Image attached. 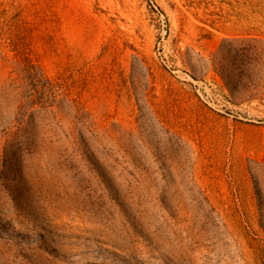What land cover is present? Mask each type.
<instances>
[{
  "label": "rangeland",
  "instance_id": "374dc122",
  "mask_svg": "<svg viewBox=\"0 0 264 264\" xmlns=\"http://www.w3.org/2000/svg\"><path fill=\"white\" fill-rule=\"evenodd\" d=\"M0 264H264V0H0Z\"/></svg>",
  "mask_w": 264,
  "mask_h": 264
}]
</instances>
